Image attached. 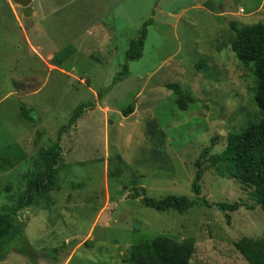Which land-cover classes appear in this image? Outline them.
<instances>
[{
  "label": "rangeland",
  "instance_id": "obj_1",
  "mask_svg": "<svg viewBox=\"0 0 264 264\" xmlns=\"http://www.w3.org/2000/svg\"><path fill=\"white\" fill-rule=\"evenodd\" d=\"M30 8L27 18L15 0H0V214L13 212L34 178L39 147L57 141L78 105L89 107L62 135L55 190L16 218L29 247L10 246L0 264H134L131 247L158 236L193 240L191 264H248L236 244L264 235L252 189L228 176L229 167L223 177L207 162L199 200L192 186L203 151L206 159L220 155L230 133L259 119L254 67L231 50V24L264 23V0H32ZM149 21L143 57L110 88ZM166 84L196 103L180 110ZM27 104L41 127L21 115ZM129 106L138 112L125 119ZM134 187L195 206L160 213L132 200ZM236 202V212L214 206Z\"/></svg>",
  "mask_w": 264,
  "mask_h": 264
},
{
  "label": "trees",
  "instance_id": "obj_2",
  "mask_svg": "<svg viewBox=\"0 0 264 264\" xmlns=\"http://www.w3.org/2000/svg\"><path fill=\"white\" fill-rule=\"evenodd\" d=\"M151 23L152 21L145 23L138 36L131 41L126 52L124 68L110 88L117 81L130 75L129 63L138 61L143 57L148 36V25ZM231 28L235 33V38L231 42V50L244 66L253 65L254 67L252 70L256 80V89L253 101L259 111V119L255 123H250L240 133H230L226 148L220 155L206 159L210 150L203 151L200 158L195 162L197 172L192 189L199 200L202 195L201 181L205 171L202 168V163H209L223 177L226 176L223 169L227 166L231 169L228 176L237 180L245 188L252 189L251 197L255 201V205L260 207L264 213V23L243 28H239L237 24L233 23ZM56 59L57 54L53 62ZM110 88L99 93L98 98H102L103 94L110 91ZM166 88L175 94L176 104L180 110L186 111L188 105L196 103V100L187 95L180 85L167 84ZM88 107L89 105L83 103L78 105L69 123L60 129L57 141L47 147L40 145L39 161L37 162L39 169L34 173V178L30 179L27 189L19 197L17 207L13 212L0 214L1 261L7 255L10 246L22 244L29 247L23 228L16 224V218L19 212L31 206L38 196L55 190L57 170L63 161L62 135L76 124L82 112ZM20 112L28 122L40 126L39 121L33 117L35 112L33 109L23 105L20 107ZM133 112L134 106H129L123 110L125 117ZM41 135L40 130L36 131L35 147L39 146ZM131 199L138 200L143 207L160 213L174 210L180 214H185L195 206V202L186 196L168 195L162 199L144 197L138 187L133 188ZM205 204L210 206L207 201ZM214 206L226 213L236 212L243 205L241 202H236L233 204L219 203ZM227 219L229 222V215H227ZM236 248L248 264H264V235L258 240L243 238L236 244ZM17 252L26 253L27 249L23 247ZM194 254L195 243L193 240L180 242L169 237L158 236L152 241L133 245L130 249V261L134 264H191ZM51 259L56 261L53 256Z\"/></svg>",
  "mask_w": 264,
  "mask_h": 264
},
{
  "label": "crops",
  "instance_id": "obj_3",
  "mask_svg": "<svg viewBox=\"0 0 264 264\" xmlns=\"http://www.w3.org/2000/svg\"><path fill=\"white\" fill-rule=\"evenodd\" d=\"M101 50L104 51L103 48H102ZM56 52H57V51H56ZM55 54H56V53H55ZM55 56H56V55H55ZM54 58H55V57H54ZM54 58H53V59H54ZM42 59H43V58H42ZM53 59H52V62H53ZM58 64H59V61H58ZM49 65H50L51 68H55V69L59 67V65H57V64H55V63H54V64H49ZM59 70H60V69H59ZM61 71H62V72H66L65 70H61ZM75 78L78 79L77 77H75ZM75 78H74V79H75ZM83 80H84V79H80V84L88 86L87 83H85L86 80H85V81H83ZM90 82H91V81H90ZM144 83H145V84H144L145 87H147L148 85H150V82H149L148 80H147V81H144ZM166 85H167V84H166ZM89 86H90V85H89ZM89 86H88V87H89ZM159 86H160V84L155 85L154 88L156 89V88H158ZM162 86H163V85H162ZM154 88H153V89H154ZM40 91H41V89H39V90H38V89L35 90V91L32 93V94H33V97L38 96L39 93H40ZM110 91H111V90H110ZM150 91H153V90L150 89L149 92H150ZM90 92H91V91H90ZM144 92H145V89H143V88L140 89V90L138 91V95H139L138 97L140 98V97L144 94ZM13 93L16 94L17 92H12V93H10V94H13ZM92 93H94V91H92ZM27 94H29V93H27ZM32 94H30L29 96H31ZM94 94H95V93H94ZM27 96H28V95H27ZM97 97H98V96H97ZM27 106L35 111V107H34L33 105H31V104H30V105L27 104ZM137 112H138V109L134 106V112H133L132 114H130L129 116H126V117L124 116V118H125V119H127V118H132V117H134V116L136 115ZM109 124H110V123H109Z\"/></svg>",
  "mask_w": 264,
  "mask_h": 264
},
{
  "label": "water",
  "instance_id": "obj_4",
  "mask_svg": "<svg viewBox=\"0 0 264 264\" xmlns=\"http://www.w3.org/2000/svg\"><path fill=\"white\" fill-rule=\"evenodd\" d=\"M17 4H19L24 9V16L29 18L33 15V12L30 8L32 4V0H15Z\"/></svg>",
  "mask_w": 264,
  "mask_h": 264
}]
</instances>
